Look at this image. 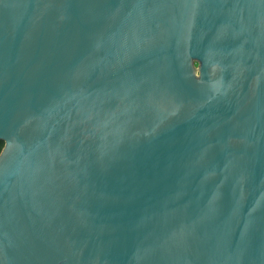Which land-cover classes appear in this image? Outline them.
Here are the masks:
<instances>
[{
  "label": "water",
  "instance_id": "95a60500",
  "mask_svg": "<svg viewBox=\"0 0 264 264\" xmlns=\"http://www.w3.org/2000/svg\"><path fill=\"white\" fill-rule=\"evenodd\" d=\"M0 264H264V0H0Z\"/></svg>",
  "mask_w": 264,
  "mask_h": 264
},
{
  "label": "trees",
  "instance_id": "16d2710c",
  "mask_svg": "<svg viewBox=\"0 0 264 264\" xmlns=\"http://www.w3.org/2000/svg\"><path fill=\"white\" fill-rule=\"evenodd\" d=\"M1 147H2V144H0V149H1Z\"/></svg>",
  "mask_w": 264,
  "mask_h": 264
},
{
  "label": "flooded vegetation",
  "instance_id": "af4514ba",
  "mask_svg": "<svg viewBox=\"0 0 264 264\" xmlns=\"http://www.w3.org/2000/svg\"><path fill=\"white\" fill-rule=\"evenodd\" d=\"M1 144V143H0Z\"/></svg>",
  "mask_w": 264,
  "mask_h": 264
}]
</instances>
